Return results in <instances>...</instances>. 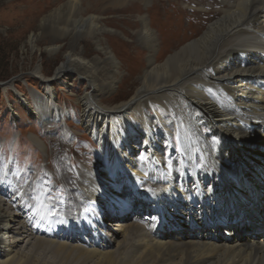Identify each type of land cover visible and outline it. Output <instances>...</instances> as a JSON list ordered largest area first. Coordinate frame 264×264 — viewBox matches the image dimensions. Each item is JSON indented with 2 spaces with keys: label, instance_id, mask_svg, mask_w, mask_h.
<instances>
[{
  "label": "bare ground",
  "instance_id": "6f19581e",
  "mask_svg": "<svg viewBox=\"0 0 264 264\" xmlns=\"http://www.w3.org/2000/svg\"><path fill=\"white\" fill-rule=\"evenodd\" d=\"M37 3L47 5L38 25L44 51L53 56L66 38L72 43L52 76L32 69L42 90L20 94L19 103L42 127L61 114L51 80L65 71L83 78L89 92L78 97L77 117L97 142L95 177L110 169L114 180L122 167L134 194L112 202L108 211L117 220L110 229L97 181L89 185L83 170L75 174V162L62 160L73 150H62L67 134L48 138L51 146L44 142L51 171L44 173L57 175L49 184L60 187L55 205L44 203L43 195L53 196L48 189L37 194L21 185L27 174L16 171L11 163L20 159L12 155L0 168V192L8 194H0V264H264V168L254 170L264 154V0ZM146 13L158 16V35ZM107 27L132 35L147 54L131 96L112 106L100 101L114 88L119 66L100 36L112 33ZM106 37L114 48L118 38ZM83 38L104 57L81 56L75 45ZM42 39L32 32L25 46L32 51ZM120 43L129 53L137 48ZM141 137L144 163L132 157ZM172 138L178 158L165 168L160 149ZM253 173L254 180L244 178ZM6 186L14 192H4ZM132 199L140 201L135 210L126 203Z\"/></svg>",
  "mask_w": 264,
  "mask_h": 264
},
{
  "label": "rangeland",
  "instance_id": "374dc122",
  "mask_svg": "<svg viewBox=\"0 0 264 264\" xmlns=\"http://www.w3.org/2000/svg\"><path fill=\"white\" fill-rule=\"evenodd\" d=\"M33 2L34 4H38L37 2H42V0H33ZM21 5V0H0V168L2 169L3 163H10L12 161V155L19 158V162L17 160L16 163L13 161L14 163L12 162L11 164L15 166L17 172L23 171L27 174V178L20 182L21 185L25 186L26 183H29L31 186L35 187V192L37 194H41L48 189L49 193H53V196L52 198L45 199V195H43L42 198L44 203L55 205V203H57L56 200L60 198V190L58 189L60 187L57 183L56 186L49 184V180H54L55 177L57 178V175L48 176V172L50 173L51 171L45 165L44 142L47 143V146H51L47 141L48 138H56L58 135L67 134L68 139L62 141V150L65 152L69 150L70 147L73 148V150L70 153L71 155L64 157L62 160H64V162H75V165H72L75 174H77L79 170H83V173L90 178V183L87 181L89 185L94 179L97 181V188H99L100 191L99 209L102 210L103 215H111L104 217L105 223H108V228L110 227L111 229V224L114 223V220H117L112 218V212L108 211L111 209V206H113L112 202L117 199L123 201L125 197L123 194L131 192L133 195L134 192L128 188L130 186L127 187L125 185V182L127 185H129V182L127 178H125L126 174L122 167H120V170L115 169L114 180L111 179L112 177L110 174L113 173V171H110L109 168V171H107L105 175H102L100 179L95 177L94 172L96 171L97 173V171L100 170L97 163L98 156L96 155L97 142L85 131V129H83L77 117L81 110V103L78 101V97L89 92L84 79L76 77L75 73L72 71H65L60 76L51 80L50 87L53 93L54 104L61 114L56 120L42 127L38 125L33 114L19 103L17 97L20 94L28 96L30 95V91L36 93L42 90L41 82H39L40 80L30 74L32 69L39 66L46 77H49V75L52 76L55 67L59 65L62 59V52L69 49L68 46L72 43L71 39L66 38L61 43L62 47L60 51L53 56H49L44 51L45 42L44 39H42L40 27L38 26L40 17L45 12L43 9H45L47 5L38 4L33 7ZM28 12L32 13L29 15ZM145 16L148 22H153L155 24V26H153L154 28H152L155 34L158 35L157 32L159 28L163 30L162 27L156 25V22L159 20L158 16H149L147 13ZM107 29L111 30L112 33H100V36L103 38V45L114 53V59L119 66L116 75L117 81L114 88L111 92L109 91L103 94L100 101H102L101 103L104 105L112 106L119 102L126 101L131 96L137 85V74L140 72L142 63L145 61L147 54L146 49L139 46L132 35L125 36L118 30L117 33L116 31L113 32V27H107ZM32 32L39 39H42V41L40 40L37 48L30 51L28 45L25 46V41ZM107 35L115 36L116 39L118 38V41L114 42V48L111 46L110 40L107 39ZM121 41L133 43V45L138 48L137 53H135L137 48L135 50L132 48L129 49V53L126 48L122 46L120 43ZM164 41L159 39L158 36L159 46L161 43L163 44ZM75 49L80 52L81 56L88 60L96 56L99 58L104 57L100 52L96 51L93 41L88 38L77 41ZM157 54L158 52L156 51L155 55ZM104 65L105 68L108 66L107 64ZM28 102H30V99H28ZM57 126L60 127V129H56ZM43 128L48 129L43 130ZM198 131L201 132V129L199 128ZM31 137L35 139L33 140ZM143 143L144 140L143 137H141L134 148L135 151L132 157L136 159L138 163L147 161V151L140 146V144L143 145ZM29 147H32V149ZM160 156L165 168H167L168 162L171 161V163H174L177 161L178 150H175L173 138L165 141L163 147L160 149ZM69 158H72V160L69 161ZM54 164L55 163H53V165ZM255 164V171L258 166L264 168V154H259L257 163ZM214 170L211 173H213V176H216ZM39 171L40 173H38ZM44 171H48L47 174L44 173ZM225 171L229 172V169ZM229 173L232 174L231 172ZM71 174L73 175L74 173ZM244 178L254 180V173L251 174L250 177ZM218 179L221 183L225 184L224 176H221V178L218 177ZM33 181L35 182L33 183ZM243 182L242 179H239L237 182L241 190L243 188ZM62 183L64 184L65 182ZM65 184L67 185V183ZM121 188H126V190L120 191ZM237 189L239 190V188ZM2 190L4 192H14L13 188L10 189L8 186L2 188ZM262 195H264V191L260 196ZM6 196H8V194L5 196L2 195V197ZM131 197L135 198L136 195ZM126 203H128V207H133L134 210L140 205V201L134 199ZM126 213H123L121 217ZM133 215V212L129 213V217ZM258 216H261V214ZM175 224L177 225V223Z\"/></svg>",
  "mask_w": 264,
  "mask_h": 264
}]
</instances>
